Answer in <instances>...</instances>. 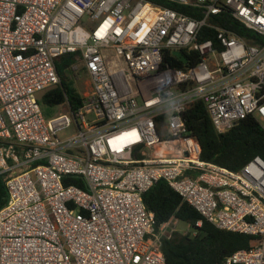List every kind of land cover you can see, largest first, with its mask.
<instances>
[{
	"label": "built area",
	"instance_id": "obj_1",
	"mask_svg": "<svg viewBox=\"0 0 264 264\" xmlns=\"http://www.w3.org/2000/svg\"><path fill=\"white\" fill-rule=\"evenodd\" d=\"M164 1L201 17L146 0H0V264H166L178 221L156 228L143 203L161 180L215 228L255 238L221 264H264V159L202 161L184 120L203 102L219 134L248 117L264 131V42L212 22L228 13L264 40V0ZM166 50L196 62L173 68ZM69 54L90 90L45 118L38 96Z\"/></svg>",
	"mask_w": 264,
	"mask_h": 264
},
{
	"label": "trees",
	"instance_id": "obj_2",
	"mask_svg": "<svg viewBox=\"0 0 264 264\" xmlns=\"http://www.w3.org/2000/svg\"><path fill=\"white\" fill-rule=\"evenodd\" d=\"M153 4L180 11L188 16L199 18L201 15L193 8L180 6L164 0H146ZM212 22L230 30L248 43H263L262 37L248 30L234 20L228 13L213 17ZM215 38V32L205 29L200 40ZM187 63L184 65L165 51L163 63L173 68H184L196 62L197 56L181 50ZM75 54L62 57L57 65L60 84L44 90L38 96V103L46 107L68 104L71 110L77 109L82 102L80 94L72 86L62 80L61 70H66L75 63ZM184 120L187 129L197 140L202 161L226 168L239 170L251 158L260 156L264 159V131L251 117L241 120L228 132L219 134L214 129L203 102H196L185 111ZM64 185H77L85 188L82 180L67 177ZM7 198L2 178L0 177V208ZM143 203L147 210L154 214L155 227L169 221L171 218L186 224L193 233L181 235L174 233L170 239H162L160 251L166 264H221L225 258L234 252L248 249L255 238L243 234L224 231L215 228L207 222L193 207L183 202L165 181L157 182L143 195ZM201 222V226L196 223Z\"/></svg>",
	"mask_w": 264,
	"mask_h": 264
},
{
	"label": "rangeland",
	"instance_id": "obj_3",
	"mask_svg": "<svg viewBox=\"0 0 264 264\" xmlns=\"http://www.w3.org/2000/svg\"><path fill=\"white\" fill-rule=\"evenodd\" d=\"M77 71L80 73L79 80H75L71 78V72L66 71L64 69H60L62 80L66 83L70 84L74 90H76L79 94L86 93L90 90L89 86L87 85V82H89V78L83 73L82 65L80 61L76 62ZM70 67V66H69ZM42 114L45 118H51L56 115H58L61 112H65L67 110V106H55V107H46L42 104L40 105ZM70 130L65 131L64 133L67 135ZM176 229L179 232V234L186 233L193 236L192 230L184 223L178 222L176 225Z\"/></svg>",
	"mask_w": 264,
	"mask_h": 264
},
{
	"label": "water",
	"instance_id": "obj_4",
	"mask_svg": "<svg viewBox=\"0 0 264 264\" xmlns=\"http://www.w3.org/2000/svg\"><path fill=\"white\" fill-rule=\"evenodd\" d=\"M172 54H173L175 57L179 58V60H180L181 62H183V63L185 62V58H184V56H182V54H181L180 51H173Z\"/></svg>",
	"mask_w": 264,
	"mask_h": 264
}]
</instances>
